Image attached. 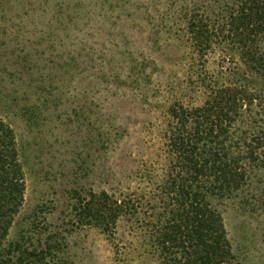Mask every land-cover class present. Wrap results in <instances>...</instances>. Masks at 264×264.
Wrapping results in <instances>:
<instances>
[{
  "label": "rangeland",
  "instance_id": "obj_1",
  "mask_svg": "<svg viewBox=\"0 0 264 264\" xmlns=\"http://www.w3.org/2000/svg\"><path fill=\"white\" fill-rule=\"evenodd\" d=\"M192 1L0 0V119L25 183L4 246L32 250L54 234L64 239L57 264H159L125 222L110 238L74 227L71 209L77 194L162 177L167 107L201 102L178 26ZM220 209L243 264H264V214L242 199Z\"/></svg>",
  "mask_w": 264,
  "mask_h": 264
},
{
  "label": "trees",
  "instance_id": "obj_2",
  "mask_svg": "<svg viewBox=\"0 0 264 264\" xmlns=\"http://www.w3.org/2000/svg\"><path fill=\"white\" fill-rule=\"evenodd\" d=\"M191 5L178 26L201 102L177 99L167 107L162 177L139 173L136 186L77 194L70 222L94 224L110 238L125 222L159 264H243L220 208L242 199L264 214V187H253L264 177V0ZM210 57L218 60L215 70L207 67ZM24 191L14 135L0 119V264H57L64 239L54 234L32 250L19 242L4 246Z\"/></svg>",
  "mask_w": 264,
  "mask_h": 264
}]
</instances>
